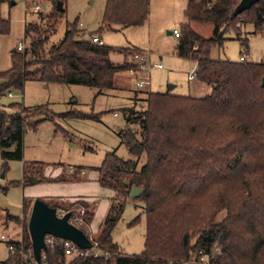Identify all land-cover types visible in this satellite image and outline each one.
I'll return each instance as SVG.
<instances>
[{
    "label": "trees",
    "instance_id": "1",
    "mask_svg": "<svg viewBox=\"0 0 264 264\" xmlns=\"http://www.w3.org/2000/svg\"><path fill=\"white\" fill-rule=\"evenodd\" d=\"M240 1L189 0L184 13L187 22L180 28L175 54L197 64L195 78L211 88L210 95L148 92L146 110L126 111L128 125L134 128L121 137L130 159L109 154L98 170L101 188L116 193L94 239L108 257L89 256L68 263L64 247L56 244L43 253L42 264H187L199 252L209 264H264V61H215L210 56L230 30L239 34L246 25H253L256 33L264 30V0L233 18ZM149 7L148 0H106L102 27H142L148 22ZM64 13V8L58 11L56 6L46 18L44 32L38 27L33 30L29 49L13 52L11 68L0 72V97L22 91L26 81L85 86L101 94L115 89L116 77L134 66L115 64L110 54L133 56L141 51L82 40L78 22L67 25L63 38L47 47ZM192 24H211V38L199 35ZM9 32L10 22L0 16V35ZM241 43L248 46L247 40ZM10 108L20 110L9 114L0 109L2 157L21 160V149L16 153L6 149L12 140H21L26 128L35 124L30 118L41 115L42 108L28 110L19 104ZM24 175L27 180L26 170ZM63 177L39 181L67 182ZM133 187L143 190L135 201L144 206L146 233L143 252L129 256L119 250L111 232ZM47 204L58 215L63 210L58 203ZM81 207L87 205L76 202L67 211ZM92 218L93 213H87L88 225ZM10 247L14 252L0 264H24L23 253L32 249L26 228L22 241L9 242Z\"/></svg>",
    "mask_w": 264,
    "mask_h": 264
},
{
    "label": "rangeland",
    "instance_id": "2",
    "mask_svg": "<svg viewBox=\"0 0 264 264\" xmlns=\"http://www.w3.org/2000/svg\"><path fill=\"white\" fill-rule=\"evenodd\" d=\"M59 1L63 2L65 13L58 20L55 31L50 33L47 47L63 38L67 25L78 22L82 40L97 36L107 47L148 53L151 85L146 89L136 88L127 71L116 77L115 89L101 94L85 86L26 81L22 91H12L13 98L8 97L9 92L0 97V109L9 114L20 110L10 108L12 104L22 105L28 110L42 108L41 115L30 118L35 124L26 128L21 140H12L6 149L10 153L21 149V160L3 159L0 146V263L11 254L8 243L22 241L25 228L28 231L36 200L63 205L60 214H67L76 202L80 206L85 203L87 208L71 212L79 216L80 211L85 210V220L87 213H93L95 209L91 225H78L94 241L98 236L96 230L101 223L102 209L116 197L114 191L99 186L98 170L109 154L125 161L130 159L121 137L122 132L134 128L128 125L126 111L131 109L139 113L146 110L148 92L188 97L198 83L196 78L188 80L196 68L195 62L176 56L178 40L168 35V32L179 30L185 21L183 11L186 6L181 7L177 0H148L149 19L144 26L117 30L102 27L106 0H8L0 4V16L10 22L9 34L0 35V72L11 68L13 50L19 43L26 44L28 48L31 46L35 27L44 32L46 18ZM35 7L40 8L38 13L32 11ZM192 27L202 37L211 38V24H192ZM225 38L222 46L212 48V60L240 63L241 56L247 54L248 63L264 61V30L256 33L253 25H246L239 34L230 30ZM241 40H247L248 46L243 47ZM110 60L118 65L130 63L134 65L132 68H137L133 56L126 53L114 52L110 54ZM156 65H162V68H154ZM143 163L144 160L140 166ZM25 170L29 174L27 180H24ZM63 174L67 182L39 181L42 177L56 178ZM64 184L71 185L59 186ZM60 189H64L61 196L69 197L78 191L87 193L92 201H49L45 198L48 193H57ZM135 200L128 199L111 232L113 242L124 255L129 256L140 255L145 245L144 206ZM139 215L140 221L132 224ZM72 260L67 258L68 263Z\"/></svg>",
    "mask_w": 264,
    "mask_h": 264
},
{
    "label": "water",
    "instance_id": "3",
    "mask_svg": "<svg viewBox=\"0 0 264 264\" xmlns=\"http://www.w3.org/2000/svg\"><path fill=\"white\" fill-rule=\"evenodd\" d=\"M261 1L263 0H241L234 9L232 17L236 18L240 16ZM57 10H63V3L61 1L57 3ZM262 87H264V78L262 79ZM32 181L37 182L36 180ZM142 193V189L133 187L129 198L137 199ZM71 215L72 213H67L63 217H60L57 209L49 207L45 201L36 200L34 202L28 223V232L31 238L34 259L37 264H42V255L48 250L45 241L47 235L71 241L83 250H92L94 248L92 241L86 233L70 223Z\"/></svg>",
    "mask_w": 264,
    "mask_h": 264
},
{
    "label": "built area",
    "instance_id": "4",
    "mask_svg": "<svg viewBox=\"0 0 264 264\" xmlns=\"http://www.w3.org/2000/svg\"><path fill=\"white\" fill-rule=\"evenodd\" d=\"M39 10H40L39 7H35L32 9L34 13H38ZM180 35H181L180 30L175 29L173 31V36L176 39H179ZM91 41L99 46H104L101 37L94 36L91 38ZM27 49L29 48L26 47V44L19 43L16 50L18 52L23 53ZM194 49H197V46ZM247 56H248L247 54H243L240 58V61L247 62ZM148 60H149L148 53L138 52L133 55V61H135L137 68H130L128 70V74L131 77L134 86L138 89H146L149 88L151 85L150 77H149L150 67L148 66ZM154 68L161 69L162 65H156ZM194 79H195V71H193L189 76L190 81H193ZM8 97L13 98L14 94L12 92H9ZM64 215L65 214H59L60 217H63ZM84 216H85V210L80 211L79 216H75L74 214H72L70 218V223L76 227H78V225L82 226L86 223ZM3 238L4 237H2V239ZM45 241L48 247L55 246L56 244L62 245L64 247L65 255L67 258L78 259V258H87L89 256L98 257L101 255H104L106 258L108 257V254H103L100 250H98V244L93 240H91L94 245V248L92 250H83L71 241L55 238L49 235L45 237ZM9 251L13 253L14 249L10 247ZM23 259H24V264H37L34 259L32 249L23 253ZM187 264H209V261L207 256L203 252H199L198 255Z\"/></svg>",
    "mask_w": 264,
    "mask_h": 264
},
{
    "label": "crops",
    "instance_id": "5",
    "mask_svg": "<svg viewBox=\"0 0 264 264\" xmlns=\"http://www.w3.org/2000/svg\"><path fill=\"white\" fill-rule=\"evenodd\" d=\"M178 2H180V6L181 7H183V6H186L185 7V10L183 11V13H185V11H186V8H187V5H188V1L189 0H177ZM184 18H185V15H184ZM187 21H186V18H185V21L183 22V23H181V26L183 25V24H185ZM178 29V28H177ZM180 30V29H179ZM168 35L169 36H173V32L171 33V32H168ZM174 37V36H173ZM175 38V37H174ZM102 39V38H101ZM176 39V38H175ZM176 40H178V39H176ZM145 53V52H144ZM149 58H150V56H149ZM195 69H194V71L196 72V69H197V64L195 63ZM156 69H158V68H156ZM191 74H189V76H190ZM189 76H188V80H189ZM190 81V80H189ZM210 93H211V88L210 87H208V86H206V85H204V84H201V83H197V84H195L194 85V88H193V94L191 95V97H195V98H205V97H207L208 95H210ZM202 95H204V96H202ZM55 177V176H54ZM53 177V178H54ZM97 177H98V179H99V173H97ZM89 179V178H88ZM89 181H90V179H89ZM99 183V182H98ZM56 185V184H55ZM71 184H69V185H66V184H64V185H59V186H70ZM77 186H81L82 184H76ZM99 186H100V184H99ZM101 187V186H100ZM64 189H60V191H58L57 193H48L47 194V196L45 197V198H47L49 201L50 200H53V201H57V200H59V201H61V200H65V199H68V201H78V200H83V201H85V202H91L92 201V198L90 197V196H88V194L87 193H84V194H81L80 192H75V194L74 195H72V196H69V197H65V196H61V191H63ZM78 190H80V188L78 189ZM57 191V190H56ZM66 201V200H65ZM110 207H111V204H108V205H104V207H103V209H102V213H101V223L99 224V227L97 228L98 230H99V228H100V226L102 225V223L107 219V217L109 216V212H110ZM94 217H95V209H94V211H93V218H92V220L90 221V225H91V223H92V221H93V219H94ZM98 230H96V232H98ZM93 232V231H92Z\"/></svg>",
    "mask_w": 264,
    "mask_h": 264
}]
</instances>
